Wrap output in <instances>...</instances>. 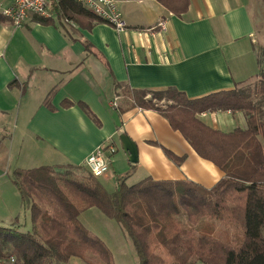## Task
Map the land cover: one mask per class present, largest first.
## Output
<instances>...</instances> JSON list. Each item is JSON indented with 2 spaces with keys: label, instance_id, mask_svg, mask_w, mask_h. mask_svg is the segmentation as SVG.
Instances as JSON below:
<instances>
[{
  "label": "crops",
  "instance_id": "crops-1",
  "mask_svg": "<svg viewBox=\"0 0 264 264\" xmlns=\"http://www.w3.org/2000/svg\"><path fill=\"white\" fill-rule=\"evenodd\" d=\"M116 1L127 23L122 32L86 17L62 24L57 4L50 17L30 15L17 28L3 14L13 0H0L1 208L13 201L15 212L22 199L10 177L14 169L85 166L101 144L114 149L107 152L110 170L98 177L109 192L119 178L128 185L147 177L189 179L211 188L224 176L160 111L126 105L115 82L175 87L189 98L253 87L264 67V0H190L181 16L159 0ZM200 118L223 131L247 126L241 111Z\"/></svg>",
  "mask_w": 264,
  "mask_h": 264
},
{
  "label": "trees",
  "instance_id": "trees-1",
  "mask_svg": "<svg viewBox=\"0 0 264 264\" xmlns=\"http://www.w3.org/2000/svg\"><path fill=\"white\" fill-rule=\"evenodd\" d=\"M159 2L179 16L190 5V0ZM55 10L68 26L67 20L78 22L80 17L104 22L73 0H62ZM259 77L253 87L199 98H189L175 87L154 91L115 82L117 90L124 87L133 97L126 105L160 111L224 176L211 188L189 179L147 177L128 185L119 178L116 190L109 192L83 165L16 168L11 178L32 225L27 231L19 221L0 225V260L117 264L108 245L80 221L83 212L96 207L122 225L136 249L137 264H264V67ZM148 92L165 95V108L148 105L142 97ZM218 110L243 112L247 126L223 131L200 118Z\"/></svg>",
  "mask_w": 264,
  "mask_h": 264
},
{
  "label": "rangeland",
  "instance_id": "rangeland-1",
  "mask_svg": "<svg viewBox=\"0 0 264 264\" xmlns=\"http://www.w3.org/2000/svg\"><path fill=\"white\" fill-rule=\"evenodd\" d=\"M262 50V47L261 49ZM264 58V56H263ZM119 94L122 96L125 104L129 102H133V97L130 95V92L121 87L118 90ZM143 100L145 102L155 106L164 107L167 105L169 100L165 97V95L155 94L153 92H148L142 95ZM8 158V157H7ZM3 157H0V166L3 164ZM6 164H9L7 160H5ZM86 168V166H84ZM87 169V168H86ZM13 171L10 172V177H12ZM109 190L112 192L113 183H110ZM8 196V195H6ZM9 197V196H8ZM10 199V197L8 198ZM13 199V198H12ZM15 200V198H14ZM14 203L11 201L10 203H5L4 207H0V224L6 226H13L14 219L19 218L18 220L21 223V230L27 231L31 229V213L29 210L25 209L22 199L18 202L17 211L13 212ZM16 214V215H15ZM80 221L87 228L92 230L91 232L97 234L99 237L103 238L112 249V252L115 257V261L117 264H137L138 255L135 250V247L132 243V240L125 232L122 225L114 219H110L106 217L100 209L93 208V210L87 211L80 215ZM225 230L229 231L230 228L226 226H222ZM74 260L72 264H82L81 262ZM13 262H5L4 264H12ZM200 264V263H198ZM202 264V263H201Z\"/></svg>",
  "mask_w": 264,
  "mask_h": 264
},
{
  "label": "built area",
  "instance_id": "built-area-1",
  "mask_svg": "<svg viewBox=\"0 0 264 264\" xmlns=\"http://www.w3.org/2000/svg\"><path fill=\"white\" fill-rule=\"evenodd\" d=\"M62 0H13L11 6L4 9L3 14L10 19L17 28L22 27L30 15H38L41 17H50L53 4H59ZM81 3L88 11L104 22L113 26L117 31L122 32L127 29V23L119 9L116 0H73ZM69 23L71 21L67 20ZM73 24V23H72ZM158 26L165 30L167 25L165 20H161ZM117 106V103H113ZM107 144H101L88 155L85 161L86 167L96 177L105 175L110 170V163L107 152H113V148ZM14 262V259H9ZM5 261L0 260V264Z\"/></svg>",
  "mask_w": 264,
  "mask_h": 264
}]
</instances>
